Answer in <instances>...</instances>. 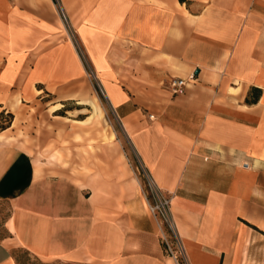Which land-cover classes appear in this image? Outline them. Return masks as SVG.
Instances as JSON below:
<instances>
[{"label":"crops","instance_id":"obj_1","mask_svg":"<svg viewBox=\"0 0 264 264\" xmlns=\"http://www.w3.org/2000/svg\"><path fill=\"white\" fill-rule=\"evenodd\" d=\"M47 1L0 0V121L14 117L0 130V264H17L18 249L45 263L175 264L117 144L107 158L101 143L44 161L7 139L24 106L65 88L56 56L73 82L71 46H42L55 20ZM74 1L94 76L143 172L172 199L184 263L264 264V0ZM191 75L184 94L168 90ZM66 113L55 118L101 119Z\"/></svg>","mask_w":264,"mask_h":264},{"label":"rangeland","instance_id":"obj_2","mask_svg":"<svg viewBox=\"0 0 264 264\" xmlns=\"http://www.w3.org/2000/svg\"><path fill=\"white\" fill-rule=\"evenodd\" d=\"M46 5L47 0H39ZM55 5V20L50 33L43 38L42 46L54 45L55 52H60L64 44L71 46V54L68 55L67 68L75 73L72 75L73 82H68L65 78L60 80L61 71L58 64V57H55V80L56 85L65 84V88L60 91H44L41 93L42 100L27 104L23 107V112L18 114L17 119L7 138L13 142L21 144L32 156L46 161L50 151H55L64 157L78 160L79 145H86L92 149V145L103 144L102 155L109 157L110 143L117 144L120 150V158H126L134 166L136 177H138L143 189L150 185V179L140 167L132 147L124 134L116 113L110 102L101 90L99 80L94 76V70L90 65L88 56L80 40V23L74 0H66L67 11L62 7V0H50ZM41 5V2H39ZM73 8V9H71ZM44 12H48L46 9ZM43 48V47H41ZM86 90L87 97L95 102L78 105V96ZM86 113L79 116V110ZM73 115L74 120H87L91 116H99L89 121V124H78L73 121H65L55 118L56 115L68 116L66 112ZM14 117L4 115L0 121V130L7 126H12ZM114 134L113 140L110 139ZM102 138V139H101ZM89 157V153H85ZM63 156V157H62ZM90 172V169H87ZM179 249V248H178ZM17 264H73V263H45L32 256L26 250L18 249L15 252Z\"/></svg>","mask_w":264,"mask_h":264},{"label":"built area","instance_id":"obj_3","mask_svg":"<svg viewBox=\"0 0 264 264\" xmlns=\"http://www.w3.org/2000/svg\"><path fill=\"white\" fill-rule=\"evenodd\" d=\"M195 79L194 75H191L187 79L175 78L169 82L167 88L174 96L182 95L185 93L188 85L194 82ZM144 196L148 200L152 216L158 223L166 254L174 260L175 264H185L182 247L177 239L171 216L172 199L169 196L163 195L160 190L154 187L151 181L149 187L144 189Z\"/></svg>","mask_w":264,"mask_h":264}]
</instances>
